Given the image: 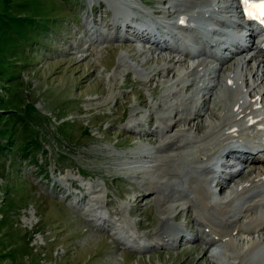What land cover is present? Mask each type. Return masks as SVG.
Masks as SVG:
<instances>
[{
    "label": "rangeland",
    "instance_id": "374dc122",
    "mask_svg": "<svg viewBox=\"0 0 264 264\" xmlns=\"http://www.w3.org/2000/svg\"><path fill=\"white\" fill-rule=\"evenodd\" d=\"M176 8L160 0H0V264H264V252L255 260H235L257 244L261 232L223 239L217 245L218 255L212 250L194 254L193 243L186 239L181 246H192L191 250L181 251L176 243L172 249L161 247L148 233L169 217L170 225L184 226L186 236L195 234L185 226L191 221L206 240L212 238L205 235L209 223L204 224L207 219L199 205L186 218L183 211L191 202L175 194L162 206L166 197L147 192L153 186L155 193L164 196L165 189L191 192L193 173L178 167L171 157L166 162L160 156L158 161L138 159L148 153L153 156L162 143L199 123L203 128L191 131L193 139H181L199 158L209 153L199 142L210 131L208 125L216 122L209 112L192 122L194 115L188 122L179 114L181 123L166 135L165 125L171 121L161 125L156 119L170 114L181 98L194 94L197 60H212L196 57L193 51L186 57L176 51L172 54L175 74H166L164 69L170 65L164 59L170 49L175 50L171 42L176 43L183 31L170 27L171 42H162L166 50L161 51L123 29L115 40L114 29L105 24H124L137 17L142 25L146 21L163 27L176 22L166 16ZM156 9L166 13L156 15ZM249 62L252 74L243 71L244 88L239 80L237 89L243 93L247 88V99L250 90L254 89L251 97L264 92V81L259 84L260 77L254 74L259 63ZM261 71L264 79V68ZM228 90L220 85L217 100L213 96L218 105L222 103L221 109L227 108ZM207 103L202 106L210 105L215 113L214 102ZM149 128L155 138L143 134ZM246 158L220 156L215 175L226 176L220 170L233 169L220 167L222 163L238 166ZM167 169L181 176L169 180L170 176L163 177ZM243 171L248 180L257 175L258 165L246 163ZM72 182L81 187L84 201L77 202L80 194L70 187ZM167 182L172 184L169 188ZM209 187L216 191L215 201L228 199L236 189L234 184L225 192L215 183ZM146 193L150 194L146 205L137 203ZM178 211L180 218L174 219ZM259 213L264 217V208L242 214L240 228H249L250 218Z\"/></svg>",
    "mask_w": 264,
    "mask_h": 264
},
{
    "label": "bare ground",
    "instance_id": "6f19581e",
    "mask_svg": "<svg viewBox=\"0 0 264 264\" xmlns=\"http://www.w3.org/2000/svg\"><path fill=\"white\" fill-rule=\"evenodd\" d=\"M219 1L220 0L218 1L160 0V3H162L163 5L169 3L171 5H174L175 7L178 6L179 8H176L175 11L173 12L170 11L167 13L163 9H156L154 10V13L156 15L166 13L167 17H174L176 15V18L178 17L179 14L181 15V17L179 19L177 18V21L178 20L183 21L184 18H186V22L188 23H193L195 21L196 23H198L207 19L210 20L213 19L212 17H210V15L206 14L212 12L207 10L205 11L204 10L205 8H210L212 11L227 10L228 11L227 13H229V12H233L232 10H234V8L237 9V6L235 7L236 3H237L236 5H238L239 8L243 7V5L240 3V0H228L230 1V3H228V1L226 0L224 4H219ZM182 4H185L184 5L186 6L185 9L181 7ZM146 5L149 6L150 3H147ZM196 9L198 10L195 11ZM136 20L137 17H132V19H128L127 22L124 24L123 23L114 24L107 22L105 24V27H107L108 29H114L115 34L113 38L115 40H119L121 38V36H119L121 29L125 30V32L130 33L133 36H138L140 35L139 29L145 24L142 25V23L137 22ZM218 21H220V23L223 24L225 23V21H227V19H222ZM188 29L193 30L190 26L188 27ZM249 33H250V37L253 34L256 35L252 31ZM195 40L199 45L202 46V48L198 51V56L209 57L212 60L215 59L214 61L217 62V64H210L208 63V61L205 62L204 60L198 61L193 68V76H195L194 81L196 86V90L194 89L195 91L194 94L192 93V95L187 98L186 97L181 98L178 104L175 105L172 104L173 111L170 112V114L168 115L158 117L156 120L161 125H164L169 121H171L167 126L165 125V128H168V130L164 134L166 135L168 134V131L170 132L172 131V129L177 128L181 123V118L180 119L176 118L179 114H181V116L184 115L185 116L184 119L188 122L191 119L190 117L194 115L192 116L191 119L192 122V120L195 119V117L200 119L201 117L207 116L208 115L207 112H209L212 116H214L213 119H215L216 122L210 123L208 125V127L212 126L211 128H209L210 131L208 133L203 134V136H201L199 140V142L201 141L200 143L205 144V147L207 148L206 150L209 151V153L205 154L203 152L204 155L201 158H199L200 156L195 154V152L192 154L191 151H188V149H190V146L187 145L186 142H183L181 139L183 137L193 139V137L191 136L192 132L201 130L203 128V124L199 123L191 130L188 129L186 131H183V134H179L175 136V139H173L174 138L173 137L169 139L167 142L162 143L163 145L159 144L160 146L158 145L159 147L156 148V151L152 152L153 156L149 155L148 153L139 156L138 159L142 161L148 159L149 157H153L157 160L158 156H160L159 159L162 160V162H166L171 157L172 161H174L175 164L178 163V167L189 169L190 172L193 173L191 183H189V189L192 190L191 192L190 191L187 192L186 190L183 189H177V190L165 189L166 191L168 190V192L164 196L163 193L162 194L157 192L155 193V191L157 190L155 186H153L155 191L153 188H148L147 192L148 191L154 192L152 193L153 195L160 194V197H163V199H165L166 197L165 201L161 202L162 206H165L167 202L174 199L175 194H177V197L179 199L180 198L183 200L186 199L188 203L191 202L192 205L184 208L185 210L183 211L186 218H189V214L191 210H193L191 208H194L195 210L196 206L197 207L200 206L197 209L199 210L200 213H202L203 216L206 217L205 219H207V222H205L204 224L207 225V223H209L208 226H205L209 228V230H206L205 235L206 237L210 236L212 238L206 240L204 238V234L195 228L196 226L199 225L196 226L192 225L190 224L191 221L185 224V226L187 227L188 230L187 232L189 233L192 232L195 234H193L190 237L186 236V231H184V226H182V224L170 225L169 217H166L165 219L162 220L159 229L158 230L156 229L157 231L150 230V232L148 233L150 235L152 234L155 235V237L158 240L156 244L161 247H170L172 249L174 247L173 244L176 243L179 245V248H181L179 250L186 251V250H191L193 246V249L195 250L194 254L197 251H202V253L205 252L204 255H206L208 251L211 250V248L217 246L219 242H223L224 241L223 239H229L233 234L237 235V234L247 233L248 235H254V234H259L261 232V234L257 235L258 236L257 244H255V246H253V248L250 249V247L252 246L251 245L248 248L250 250L247 253L245 252V254L241 256V258L236 257L238 259H235L236 261L238 260L239 263L244 258L250 261L251 258L256 259L257 256H261L262 253L264 252V243H263L264 217H262L261 213H259V215L256 218L251 217L250 224L248 226L249 228L247 229L240 228L239 223L240 224L242 223L240 222L239 217L242 216V214H248V213L252 214V211L258 209L260 210V208H264V144L261 143L264 140L259 142L261 140V136H259L258 132H254V129L256 128L258 129V127L261 126L262 128L264 127V120L261 121L262 118L260 115L261 113H263L264 92L253 94L254 96L251 97L249 94H251L254 89L250 90L251 93L248 92L249 101H247V97H246L247 95L244 93L247 88L244 90L243 93L242 91L241 92H239V90L237 91V89H240L239 88L240 84H241L240 86H243L242 83L244 80H242V83L240 80L241 75L243 76L242 72L248 71L249 74H252V69L251 71L248 70V64L246 63L247 61L254 62V65L256 63H259L257 71L254 74L260 77L259 84H261L264 81V79H261V76L259 75V73L262 72L261 69L264 68V44L260 43L257 45V43L253 42L251 47H247L244 51H242V53L235 54L232 57L230 56L231 58L230 57L222 58L221 57L222 55H229L225 53V51L229 52L228 47L223 48L222 51L223 53L217 55L216 50L206 49V44L208 42V35H203L198 32H195ZM162 44H163L162 42L156 44L155 45L156 50L159 49L161 51H165L166 49H164ZM90 47L91 45L87 46L86 50H88ZM175 52L176 50L173 49H170L168 53L167 51L165 52L167 53L168 56H166L164 60L167 61L170 65L164 69V72L166 74L169 73H173V75L175 74L174 71L177 62L174 61L175 56L172 57L173 56L172 54ZM244 52L246 56L250 52L253 53L251 56H249V58L246 59L238 58L240 55H243ZM260 57H262V59H260ZM233 59L236 60L233 61ZM167 69L168 71H166ZM253 77L255 76L252 75V78ZM222 78L224 81L223 85H225V87L229 89L227 91V93L229 92V94H228V102L226 104L227 108H225L224 106V108L221 109L222 106L221 107L219 106L222 103L218 105L217 102H215V99L217 100L218 98V97L216 98L215 96L217 94L215 91L217 90V88L219 89L220 85L223 86L221 84ZM239 80H240V84H239ZM257 80H259V78L255 79V81ZM150 81H152V77L147 81V83H149ZM213 96H215L214 101H213ZM211 102L212 103L214 102L213 109L216 111L215 113L212 112L211 108L209 107L210 105L202 106L204 103L209 104ZM199 103L201 104V106ZM160 106L161 105H158L156 109L160 108ZM258 107H261L262 109L261 108L257 109ZM134 116H137V114H134ZM149 122L151 125H153L154 120L150 121L149 118ZM129 129L131 130V128ZM146 133L148 134L147 135L148 137L151 138L156 137L155 136L156 133L154 132V130H152V128L151 129L149 128L143 132V134ZM239 139H244L246 141L245 143L246 145L235 144L236 142H238ZM183 152H188V153H183ZM173 154L174 156H172ZM176 154H178L176 157L179 159V161L178 160L175 161ZM236 155L239 156L247 155L248 158L245 159V164L248 163L249 165H258L257 175L248 180L245 179L243 170H240L235 175L230 176L228 180L223 179L221 175H215L216 172L213 171L211 166L214 165L213 162L218 158L217 156L225 157L228 159L231 158V156H236ZM195 157L197 158L195 159ZM236 159L238 160V158ZM218 163L219 161L217 162V164ZM232 167L234 168L235 166L231 165L229 168ZM174 171H175L174 169L171 171L167 169L165 172H163L164 174L163 177L170 176V179L168 178L169 180H175V177H177V175L179 177L181 176L179 172L175 171L174 173ZM251 172L252 170H249L248 174ZM173 175L174 177H172ZM202 175L206 176V178L203 180L201 179ZM156 183L161 184L162 182H156ZM214 183L216 187H219V190L221 192H225L230 187L231 184H234L236 186V189L234 192H232V194L228 199L220 200L218 204H215L213 203V201L215 200V197H213V192L209 190L210 189L209 186ZM166 184L168 186L167 188H169L172 185L169 184L168 182ZM70 187L77 189L78 194L81 193V187L78 186L76 182H72L70 184ZM191 194H193L194 197H192ZM149 195H150L149 193L141 195L136 200V202L141 204L143 203L144 205H146L145 200L147 198L145 197H148ZM84 199H85L84 196L80 194V198L77 200V202L84 201ZM148 203L149 202H147V204ZM216 206L218 207L216 208ZM181 212L179 211L176 212L177 214L174 216V219H179ZM215 226L218 228H225V230L218 231L215 229ZM185 239L186 242L193 243V245L182 248L181 243ZM227 257L228 256H226V258ZM235 260L234 262H236Z\"/></svg>",
    "mask_w": 264,
    "mask_h": 264
},
{
    "label": "snow or ice",
    "instance_id": "6c2138e0",
    "mask_svg": "<svg viewBox=\"0 0 264 264\" xmlns=\"http://www.w3.org/2000/svg\"><path fill=\"white\" fill-rule=\"evenodd\" d=\"M240 3L244 6L247 17L261 19V23H264L262 19L264 18V0H259V3H253L252 0H240Z\"/></svg>",
    "mask_w": 264,
    "mask_h": 264
}]
</instances>
